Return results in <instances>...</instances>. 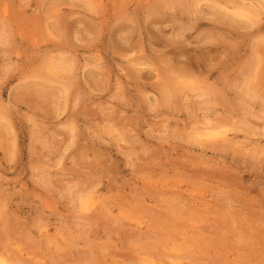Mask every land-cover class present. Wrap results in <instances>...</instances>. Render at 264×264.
<instances>
[{"label":"rangeland","instance_id":"1","mask_svg":"<svg viewBox=\"0 0 264 264\" xmlns=\"http://www.w3.org/2000/svg\"><path fill=\"white\" fill-rule=\"evenodd\" d=\"M157 74L198 83L158 103ZM0 238L19 264H264V0H0Z\"/></svg>","mask_w":264,"mask_h":264},{"label":"bare ground","instance_id":"2","mask_svg":"<svg viewBox=\"0 0 264 264\" xmlns=\"http://www.w3.org/2000/svg\"><path fill=\"white\" fill-rule=\"evenodd\" d=\"M237 14H239V15H241V16H249V14L251 13V10H250V6L249 7H247V6H244V7H242L241 6V8L239 7L238 9H237ZM191 65V64H190ZM134 67L135 66H141L139 63H135L134 65H133ZM134 67H133V70H134ZM196 67V66H195ZM137 70V69H136ZM138 71V70H137ZM140 71V70H139ZM135 72V71H134ZM130 73H132V71L130 72ZM141 73V71L139 72V74ZM127 76H130L131 77V75H127ZM133 76V75H132ZM170 76V75H169ZM134 77V76H133ZM132 78V77H131ZM135 78V77H134ZM137 78V77H136ZM135 78V79H136ZM157 78L158 79H160L157 83H156V85L158 86V92H159V94H158V99H157V101H158V103L159 102H165V103H171L172 101L170 100L171 99V97H174V96H176L177 95V93H179V89H181V88H183V87H186V88H192L193 87V83L194 82H196V83H198V81L197 80H195V79H183V78H180V77H172V78H170V77H168L169 79H165V78H161L160 76H159V74H157ZM208 78H210V74L207 76V79ZM138 79V78H137ZM140 79V78H139ZM133 80V79H132ZM131 80V81H132ZM204 80H206V79H204ZM136 81H138V80H136ZM143 84V83H142ZM202 89V91H204V90H206V91H208V90H210V88H206V87H202L201 88ZM177 97V96H176ZM202 133V132H201ZM203 136H205V134L203 133L202 134ZM210 135V134H209ZM214 136L211 138V139H213L214 137L216 138L217 137V135H215V134H213ZM180 201V200H179ZM183 201V200H182ZM238 201V200H237ZM243 201H244V199H243ZM239 202V201H238ZM241 203V202H240ZM184 204V203H183ZM182 204V205H183ZM242 204V203H241ZM243 204H245V203H243ZM242 204V205H243ZM82 205L83 206H85L84 208H85V210L86 209H90V207H91V202L90 201H88V202H82ZM93 205V204H92ZM98 205V204H97ZM96 205V206H97ZM181 205V206H182ZM239 205V204H238ZM250 206V205H249ZM252 206V205H251ZM250 206V207H251ZM92 207H94V206H92ZM237 207V206H236ZM247 207H248V205L246 206V209H247ZM253 207V206H252ZM251 207V208H252ZM249 208V207H248ZM97 209V208H96ZM242 209H244V208H242ZM242 209H240V210H242ZM88 211V210H87ZM97 212H99V210H96ZM102 211V210H101ZM243 211V210H242ZM248 212V211H247ZM103 213V212H102ZM100 214H101V212H100ZM97 215V214H96ZM1 236H3V235H1ZM1 239V238H0ZM48 239V238H47ZM51 240V239H50ZM49 240V241H50ZM55 243V242H54ZM50 244V243H49ZM54 245V244H53ZM12 252V251H11ZM21 251H19V255L21 254L20 253ZM22 255V254H21ZM20 255V256H21ZM14 256V255H13ZM17 257V256H16ZM12 258V257H11ZM19 257H17L16 259H15V257H13V260L14 261H7L5 258H4V256H2V254H1V252H0V264H19V262L21 263V261H19ZM23 259V258H22ZM28 259V258H27ZM16 260V261H15ZM28 261V260H27ZM15 262H17V263H15ZM144 262L146 263V264H153V263H151V262H148V261H146V260H144ZM32 263H34V261H32ZM38 263V262H37ZM25 264V263H24ZM29 264H31V262L29 263ZM39 264V263H38ZM170 264H182V262H180V261H171L170 262Z\"/></svg>","mask_w":264,"mask_h":264}]
</instances>
